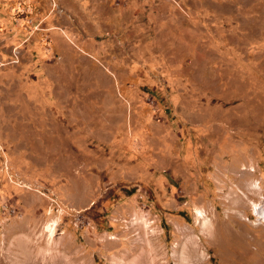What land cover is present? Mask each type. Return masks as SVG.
<instances>
[{"label":"rangeland","instance_id":"obj_1","mask_svg":"<svg viewBox=\"0 0 264 264\" xmlns=\"http://www.w3.org/2000/svg\"><path fill=\"white\" fill-rule=\"evenodd\" d=\"M0 256L264 264V0H0Z\"/></svg>","mask_w":264,"mask_h":264},{"label":"bare ground","instance_id":"obj_2","mask_svg":"<svg viewBox=\"0 0 264 264\" xmlns=\"http://www.w3.org/2000/svg\"><path fill=\"white\" fill-rule=\"evenodd\" d=\"M234 175H235V174H234ZM250 175H251V174H250ZM237 176H238V174H237ZM241 177H242V176H241ZM236 178H237V177H236ZM243 178H244V176H243ZM249 178H250V177H249ZM239 179H240V178H239ZM240 180H243V179H240ZM232 181H233V180H232ZM234 181H235V180H234ZM230 183H231V182H230ZM248 185H250V184H248ZM248 185L245 187V190H247V191L250 192L252 189H251ZM253 189H254V188H253ZM240 190H241V189H240ZM241 192H242V191H241ZM249 192H248V193H249ZM239 193H240V192H239ZM248 193H244V196H245L246 194H248ZM236 194H237V193H236ZM240 195H241V193H240ZM248 195H249V194H248ZM248 195H247V197H248ZM249 196H250V195H249ZM234 197H236V196L234 195ZM241 200H242V199H241ZM241 200H240V201H241ZM246 200H247V198H246ZM240 201H239V202H240ZM233 202H234V201H233ZM237 202H238V201H237ZM241 202H242V201H241ZM243 203H244V202H243ZM245 203H246V202H245ZM245 203H244V204H245ZM247 203H248V202H247ZM236 204H237V203H236ZM239 206H240V205H239ZM244 206H245V205H244ZM242 207H243V205H242ZM242 212H243V211H242ZM237 214H238V213H237ZM234 216H235V215H234ZM229 218H230V217H229ZM259 219L261 220L262 218L260 217ZM231 221H232V220H231ZM3 260H4L3 257L0 256V262L3 261ZM2 264H3V263H2Z\"/></svg>","mask_w":264,"mask_h":264}]
</instances>
